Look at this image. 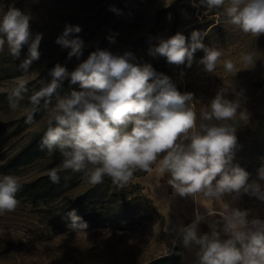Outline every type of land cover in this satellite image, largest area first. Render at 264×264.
<instances>
[{"label":"rangeland","instance_id":"1","mask_svg":"<svg viewBox=\"0 0 264 264\" xmlns=\"http://www.w3.org/2000/svg\"><path fill=\"white\" fill-rule=\"evenodd\" d=\"M13 7L31 17L29 44L41 36L40 57L25 72L19 65L29 45L23 46L18 58L10 55L7 43L0 51V164L47 125L44 101L33 123L26 120L28 98L39 90L42 80L51 79L50 70L60 64L72 71L91 52L107 50L130 53L134 64L150 63L157 73L170 77L178 91L192 93L198 123L201 111L219 90L226 89V99L239 100L236 118L228 121L236 137L232 164L249 174V183L258 181V170L264 168V35L245 34L228 22L222 8L209 9L202 0H0V18ZM77 26L80 32L73 31L67 38L83 41V55L69 59L70 49L56 41L66 28ZM193 32L199 33L206 47L221 51L215 74L204 71L199 62L203 50L194 53L190 67L149 55L160 38L179 33L190 44ZM245 54L252 55V63L243 61ZM229 60L234 64L232 72L224 67ZM20 80L26 82L27 90L22 93L21 107L12 111L9 97ZM73 90H81L79 84L65 80L48 107ZM61 159L58 150L49 154L46 148L40 157L0 177L15 175L20 183L30 182L48 174ZM77 174V185L58 201L50 205L19 202L15 210L0 215V264H142L174 247L182 253L180 264H198V246L184 247L174 231L190 224L197 212L210 214L198 226L200 235L210 233L209 223L220 220L226 201L251 210L250 219L264 220V202L247 194L235 201L231 196L219 201L202 196L181 198L168 184V175L160 172L159 162L151 172H134L123 187L107 177L93 185L82 173ZM93 186L105 193L106 207L99 220L83 224L78 219L73 227L71 217L56 218L57 206L72 204ZM217 228L221 239L228 238L222 222Z\"/></svg>","mask_w":264,"mask_h":264},{"label":"clouds","instance_id":"2","mask_svg":"<svg viewBox=\"0 0 264 264\" xmlns=\"http://www.w3.org/2000/svg\"><path fill=\"white\" fill-rule=\"evenodd\" d=\"M209 9L222 8L229 23L245 34L264 35V0H202ZM31 17L19 9L9 8L0 18V51L7 43L10 55L20 56L24 45H29L27 57L19 67L25 72L38 60L41 36L29 44ZM77 26L66 28L57 39L63 48L70 49L68 58L83 55V41L68 39ZM203 50L199 61L204 71L215 74L222 55L215 48L206 47L200 35L193 32L191 43L181 34L160 38L149 49L153 58L164 57L169 64L191 66L194 53ZM252 63V55L242 57ZM131 54H113L107 50L91 52L69 71L56 64L49 72L51 79L41 81V87L29 98L26 123L44 101L47 127L42 144L49 154L59 151L61 163L49 170V178L58 183L60 171L82 173L87 182L95 185L110 178L113 184L126 185L136 171L151 172L159 162V170L169 177L168 184L181 198L202 196L221 200H237L247 194L264 202V168L258 170V181L248 182L249 174L233 165L236 137L228 124L236 118L239 100L225 98L221 89L209 106L197 113L192 93H181L163 73H157L150 63L134 64ZM228 72L234 64L224 62ZM68 80L79 84L67 96L51 97ZM25 81L20 80L9 97V108L16 111L25 92ZM22 185L19 177H0V215L15 210L16 197ZM210 214L197 212L194 220L174 229L184 247L198 246V264H264V220L249 218L251 210L234 207L231 201L223 204L219 221L209 223L210 233L198 234V226ZM73 227L78 217L70 213ZM228 237L221 239L217 225ZM175 243V241H174Z\"/></svg>","mask_w":264,"mask_h":264},{"label":"trees","instance_id":"3","mask_svg":"<svg viewBox=\"0 0 264 264\" xmlns=\"http://www.w3.org/2000/svg\"><path fill=\"white\" fill-rule=\"evenodd\" d=\"M46 127L47 125L42 131L34 134L15 155L0 164V175L17 169L42 155L46 150L42 144ZM77 175L70 170L60 171L58 183H53L50 180L49 173L42 175L30 182L20 183L22 187L17 192L16 197L19 202L50 205L58 201L66 190L77 185ZM104 194L98 186H93L77 196L72 204L57 206L58 216L56 218L71 217L70 213H74L81 223H93L103 215V208L106 207ZM181 255L180 249L174 247L167 253L155 256L142 264H180Z\"/></svg>","mask_w":264,"mask_h":264}]
</instances>
